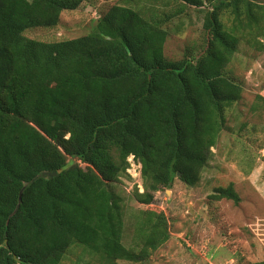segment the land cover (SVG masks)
Segmentation results:
<instances>
[{"label":"trees","instance_id":"16d2710c","mask_svg":"<svg viewBox=\"0 0 264 264\" xmlns=\"http://www.w3.org/2000/svg\"><path fill=\"white\" fill-rule=\"evenodd\" d=\"M85 1L0 0V264H66L78 248L100 264H145L170 240L168 218L146 212L127 246L113 186L130 178L131 155L144 205L177 178L197 185L242 98L227 68L241 42L264 48V4L254 0H123L86 35H25L58 25ZM142 2L178 7L148 16L131 5ZM208 5L204 53L169 61L168 22ZM263 108L258 94L250 110ZM211 197L241 201L233 184Z\"/></svg>","mask_w":264,"mask_h":264},{"label":"rangeland","instance_id":"374dc122","mask_svg":"<svg viewBox=\"0 0 264 264\" xmlns=\"http://www.w3.org/2000/svg\"><path fill=\"white\" fill-rule=\"evenodd\" d=\"M264 4V0H254ZM123 0H86L72 11H64L58 25L26 30L25 35L42 41H59L90 33L97 19ZM146 15L176 11L178 4L152 6L131 4ZM209 5L187 7L172 18L165 56L176 61L204 53L209 34L204 20ZM228 75L243 85L241 100L227 112V126L221 133L209 165L199 183L188 186L178 178L172 187L155 193L153 203L144 205L134 196L136 187L144 189L141 165L129 157L130 178L122 176L113 189L123 198L125 212L124 243L135 244L137 220L148 211L163 212L169 222L171 238L155 251L145 264H253L264 260V108L250 110L256 96H264V48L243 41L227 68ZM233 184L241 197L214 200L215 188ZM100 264L97 258L84 255L81 248L68 254L65 263L77 261ZM83 258V260H79ZM121 264H131L121 261Z\"/></svg>","mask_w":264,"mask_h":264},{"label":"built area","instance_id":"2783aa9c","mask_svg":"<svg viewBox=\"0 0 264 264\" xmlns=\"http://www.w3.org/2000/svg\"><path fill=\"white\" fill-rule=\"evenodd\" d=\"M132 157L134 159V156H132ZM134 161H135V159H134ZM138 188H139L140 192H143L144 191V189H142L141 187H139V185H138ZM228 264H235V261L234 260H231L230 262H228Z\"/></svg>","mask_w":264,"mask_h":264},{"label":"water","instance_id":"95a60500","mask_svg":"<svg viewBox=\"0 0 264 264\" xmlns=\"http://www.w3.org/2000/svg\"><path fill=\"white\" fill-rule=\"evenodd\" d=\"M48 175H52V176H55L57 173L56 172H53V173H47ZM181 174L179 173L178 176H180ZM17 258V257H16ZM17 260H19V258H17Z\"/></svg>","mask_w":264,"mask_h":264}]
</instances>
